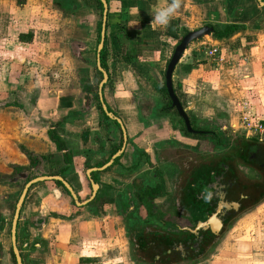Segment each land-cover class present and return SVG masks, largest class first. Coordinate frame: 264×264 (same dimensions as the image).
Returning <instances> with one entry per match:
<instances>
[{
  "label": "crops",
  "instance_id": "1",
  "mask_svg": "<svg viewBox=\"0 0 264 264\" xmlns=\"http://www.w3.org/2000/svg\"><path fill=\"white\" fill-rule=\"evenodd\" d=\"M75 2L70 10H60L52 0H28L23 5L15 0H0V42L5 44L9 36L15 41L12 54L23 49L31 63L45 58V65H34L38 71L45 70V82L42 81L43 87L39 88L38 74L37 80L32 78L31 87L37 90L32 110L25 115L11 103L3 110L8 120L0 125V181L14 184L9 165H28L19 145L35 155L56 153L46 129L52 122L59 121L56 129L60 137L66 139V147L74 153L62 178L77 200L83 201L89 190L83 166L93 168L102 163L109 156L115 139L112 128L110 136L103 129L97 81L92 71V67L95 70L101 13L94 0ZM166 2L171 0H108L103 41L108 79L101 89V99L120 120L126 136L125 147L119 165L93 172L98 189L92 207H76L64 190L51 181L33 184L27 190L19 216L27 223V236L22 244L27 254L32 253L29 258L36 255L41 264H89V259L93 260L92 251L99 252L96 243H105L107 236L101 232L104 224L109 226L108 221H117L111 201L114 190L109 186L128 183L132 178L125 171L135 165V149L143 152L154 165L155 143L185 142L179 130L173 128L176 126H172L177 122L173 113L152 116L165 101L161 94L165 67L181 31H191L208 23L218 29L226 24L242 27L227 38L208 36L190 43L184 50L173 69L171 82L185 105V112L196 117L191 111L192 104L199 108L196 101L208 93L233 99L229 101L233 103L236 124L241 115L253 121L264 119V3L260 5L257 0H182L180 9L166 26L155 24L154 9ZM77 44L82 45V50ZM210 47L219 49L223 56L221 62L211 61L204 55V49ZM23 60L16 58L15 71L8 72L4 87H13L12 96L8 94L11 99L17 93L15 87L19 85L22 68L29 71L28 62ZM81 82H87L93 94L87 114L78 118L83 96ZM93 133L103 143V153L92 141ZM169 147L171 145L166 148ZM143 165L138 168L139 172L147 171V165ZM17 196L16 189L0 182L1 246H5L3 232L11 223ZM106 208L112 209V217L107 216ZM20 257L24 264L22 255ZM101 257L102 261L109 259Z\"/></svg>",
  "mask_w": 264,
  "mask_h": 264
},
{
  "label": "flooded vegetation",
  "instance_id": "2",
  "mask_svg": "<svg viewBox=\"0 0 264 264\" xmlns=\"http://www.w3.org/2000/svg\"><path fill=\"white\" fill-rule=\"evenodd\" d=\"M195 131L192 135L209 141L185 144L181 155L176 148L156 147L161 172L149 162L147 176L125 171L132 178L113 189L112 209L138 264L203 259L235 221L264 199V143ZM25 223L21 230L27 236Z\"/></svg>",
  "mask_w": 264,
  "mask_h": 264
},
{
  "label": "rangeland",
  "instance_id": "3",
  "mask_svg": "<svg viewBox=\"0 0 264 264\" xmlns=\"http://www.w3.org/2000/svg\"><path fill=\"white\" fill-rule=\"evenodd\" d=\"M27 1L28 0H25L23 4L27 3ZM49 9L52 10V7H50ZM27 25L28 24H26V26ZM207 25H211V23H208ZM39 32H41V30H39ZM181 35L182 33H179V39ZM203 38L205 39L206 37ZM10 39L11 38H9L8 36L7 38L8 42H5V44L4 42L3 43L0 42V125H4L8 120L5 119L6 112L3 111L4 109H6L7 104L10 105L11 103L12 105L15 106V108H18V110L20 112L22 111L25 115H26V111L30 112L32 110L33 103L35 101V98L37 97V90L34 91L32 89L33 87L31 83L32 78H36L37 80L36 75L38 74L40 81L38 83L39 88L43 87V85L41 86L42 81L45 82V70L38 71V68H35V66L38 67V64L45 65V58L40 57L38 60H36L37 62L34 61L33 63H31L26 59L29 56L24 54V51H22L23 49H18L16 51V54H12L14 51L13 43L15 41H13V39L12 40ZM78 45L79 48L82 50V45L77 44L76 46ZM93 47L91 50L92 52L94 49ZM80 49H77V52H80L81 51ZM16 58L18 61H20V59H24L23 60L24 62L27 61L30 72L22 68L21 72L19 73V81H18L19 85L15 87L17 93L15 94L14 98L11 99V97H9L8 94L11 95V88L13 87L12 86L9 87V85H7L6 87L4 86L6 85L8 72L15 71L14 65H17L15 63ZM8 65L9 66L12 65L11 68H8ZM33 71L35 72L33 73ZM92 71L95 74L94 67H92ZM203 95H204L203 98L200 97L199 100L198 97L197 98L198 101H196V103L199 105V108L195 107L196 104L191 103L193 105V109L191 111L194 112V115L196 116L194 117L191 115L190 120L192 121L193 127L197 130L212 131L214 136H220V138L221 135H232L235 137L245 138L246 136L241 130H239L238 126L235 127L236 130H233L229 127V123L231 122L236 124L234 122L235 121L234 112H232L233 103L230 102L233 101V99H229L230 100L229 101L225 97L216 96L215 94H208V93H205ZM22 116H23L22 118L24 119L25 116L23 114ZM39 124H41L40 121ZM181 127L182 126L178 124V130L180 132V135L183 136L185 140L184 143L173 145V143L170 142L169 143L157 142L153 145V148L159 146L166 148L168 147V145H171V147L166 148L167 152H170L173 148H176L175 152L181 155L180 153H182L181 151L183 150L182 148L186 146L185 143L189 141L191 143L197 141L198 143L201 144L202 142L206 143L207 142L206 140L209 141V139L207 138L194 136L192 134L185 135L182 132ZM116 133L117 132L114 130L113 135L115 140L118 138ZM110 134L111 132H108L109 136ZM247 139H252V138H247ZM21 148L24 149L22 146L19 145L18 149L20 152H21ZM155 160H157V158L156 159L153 158L152 162L154 163L155 168L156 167L159 168L158 170L161 172L160 165L158 162L156 163ZM39 162L41 167L40 166L36 167V165H38ZM35 164H36L35 165L36 168L33 167L31 171L27 170L28 165L26 166L9 165L12 171L11 178L15 182L14 184L11 183L12 184L11 185L8 183L9 181H3V183L2 181H0L1 184H8L9 186H12L14 189H16V192L18 194L19 191L22 189L23 185L25 184L26 180L28 179L30 180L34 176L36 177V176L45 175V165L43 164V162L39 160H35ZM144 166L145 165H143L141 168H143ZM12 167H17L19 170H14V168ZM140 170L137 169L136 171H133L134 173H132V175H135L134 177L136 178H140V177L142 178L147 176L148 171L143 170L144 172H139ZM151 182L154 184L153 180ZM124 185L125 184L123 183L117 182V183H112L109 187L111 189L114 188L121 189ZM89 195H90V189L88 190V192H86L85 197L87 198ZM110 209L106 208L108 217L113 216V211L112 209L111 210ZM115 214L116 213L114 211V215ZM18 218L19 220L16 225L17 227L15 232L16 233L15 241H16V247L18 253L19 252L22 253L21 255L22 258L24 259L23 262L24 264H41L42 262L37 259L36 255H34L32 259L29 258V255L32 253L27 254L25 252L27 251V249L26 246L24 247L22 244L25 238L21 230L22 221L20 219V216ZM115 218L117 219V215ZM108 223H109L108 225L110 226V228L112 227V229H109V226H105L106 224H104V228L101 232L103 236H107L105 239V243L100 241L96 243L95 246L97 247L96 249H99V252H96L94 250L92 251L91 258L93 260L89 259L90 260L89 264H102L103 262L106 264H138L137 261L136 262L133 261L132 252L129 251V245H127V239L125 237V233L123 231L121 221L120 220L118 221V219L116 221L114 219L111 220V222L108 221ZM9 225L10 224L8 223L6 230L3 232L4 233L3 235L5 237V246L0 245V264H14V259L11 254L10 243H9V229H10ZM16 236L18 241L16 239ZM104 250H108V251L103 252ZM99 254L103 257L107 256L109 259L102 261V257L97 256ZM191 264H264V199L254 209H252L250 212L246 213L245 215H242L237 221H235L226 230L225 234L222 235L219 242L211 249V251L206 255V257Z\"/></svg>",
  "mask_w": 264,
  "mask_h": 264
},
{
  "label": "trees",
  "instance_id": "4",
  "mask_svg": "<svg viewBox=\"0 0 264 264\" xmlns=\"http://www.w3.org/2000/svg\"><path fill=\"white\" fill-rule=\"evenodd\" d=\"M24 1L25 0H15V2L19 5H22L24 3ZM104 1L107 5L108 0H104ZM94 2L97 4V6L100 10V13H101L102 8H101V4H100L99 0H94ZM260 2L264 3V0H260ZM52 3L56 8H58L60 10H64V9L70 10L73 6L76 5L75 0H52ZM61 12L63 13V11H61ZM208 26L212 27V33L210 36L214 39L227 38V37L231 36L232 34H234L235 32H237L238 30H241V28H242L240 25H236V24H226L222 29H218V28L213 27L211 25H208ZM186 32H187L186 30L181 31L182 35L185 34ZM98 40H99V32L97 34L96 44L98 43ZM99 65L106 72L107 79H108V72H107V68L105 65L104 44H103L102 49L99 53ZM95 76H96V81L98 83L101 80V75L96 70V68H95ZM80 85H81V91L84 93V105L81 106L80 111H78V114H77L78 118H82L84 115L87 114V111H88L90 104L92 102L91 95L93 94V89L90 87V85L87 82H81ZM172 90H173V93L175 94L176 98L178 99L181 107L184 109L185 106L183 105V102L180 101L178 96L176 95L175 89L172 88ZM161 94L163 95V98L165 99V101L160 107H158L156 110H154L152 116H154L156 118L165 112L173 113L177 117L176 125H174V124L172 125V126H176V127H173V128L178 129V124H180L182 126L181 127L182 132L185 135H188V133L184 129V126H183L181 119L177 116L175 110L170 108V102H169V99L167 98L164 85L161 87ZM98 107H99V110L101 111L99 105H98ZM106 110L108 112L112 113L107 107H106ZM185 114L188 118L191 129L195 130V128L193 127L192 121L190 120L191 116L188 115L186 112H185ZM112 115L115 116L113 113H112ZM101 116H102L103 129L108 134V132H111V131H109V129L112 128L113 130H115L117 132L116 134H117L118 138L114 141V144L111 146L109 156L107 158H105L102 163H98V164L94 165L93 168H99L104 163H106L108 161L109 157L111 155H113L120 148L121 142H122L121 132L119 130L118 125L114 121L109 120L102 113V111H101ZM58 123H59V121L52 122L51 125L47 126V129H46L47 130V136H48L49 140L55 145L56 153L54 155H46V156L35 155V154L29 153V152H27L21 148V152L23 153V155L28 160L27 170L31 171L33 169V167H35V165H36L35 160H39V161L43 162L44 165L48 164L47 167L45 166V176H59L62 178V174L69 167L74 153L66 147V145H65L66 139H62L60 137V133L56 129ZM92 141L94 142V144L97 145L99 151L101 153H103V143L100 141V138L97 134H95V133L92 134ZM135 153H136L135 165H132L131 167L126 169L127 172L136 171L142 164L149 163L147 156L143 152L135 149ZM120 156L113 160L111 167L119 165L118 160H119ZM37 166H40V162L38 165H36V167ZM12 168H14V170H19L17 167H12ZM89 168H92V167H90L88 165L83 166L84 170H87ZM90 179L94 183L98 184L95 173H90ZM28 180H26V181H28ZM26 181H25V183H26ZM53 183L55 186L63 189V187L61 186V184L59 182L55 181ZM20 191H19V193H20ZM64 192L66 193L65 190H64ZM19 193H18V195H19ZM151 198H153V197H151ZM92 205H93V200L91 202H89L88 204H86L87 207H92Z\"/></svg>",
  "mask_w": 264,
  "mask_h": 264
},
{
  "label": "water",
  "instance_id": "5",
  "mask_svg": "<svg viewBox=\"0 0 264 264\" xmlns=\"http://www.w3.org/2000/svg\"><path fill=\"white\" fill-rule=\"evenodd\" d=\"M257 1L260 5L263 4L260 2V0H257ZM99 2L101 4L102 9H101V21H100V29H99V40H98V43H97L96 48H95V68L100 73L101 80L97 84V97H98V101H99V105H100V109H101L102 113L109 120L114 121L120 129L121 139H122L121 146L113 155H111L109 157L108 161L106 163H104L101 167L89 168L85 171V177L89 183L90 195L88 196L87 199H85L83 201L77 200V197L74 194L71 187L68 185L67 182H65L64 179H62L59 176H45V175L36 176V177L28 180L23 185V187H22V189L18 195V198L15 202L13 215H12V219H11V223H10V244H11V251H12V254H13L14 259H15V264H22L18 250H17V247H16L15 232H16L17 220L19 217V211H20L21 205L23 203V200L25 198V195H26L29 187L33 184L43 182V181H51V182L57 181L61 184V186L66 191V193L68 194V196L70 197V199L72 200L73 204L76 207L85 206L87 203H89L91 200H93V198L95 197V194L97 193V189H98V184L94 183L90 179V173L103 171V170L109 168L112 165L113 160L121 155V153L123 152V149L125 147L126 136H125V131L121 125V122L117 117L113 116L112 113H110L106 110V107L103 104L102 99H101V89H102L103 85L107 82V74L99 65V53H100L102 46H103L104 30H105V16H106L107 8H106V3L104 0H99ZM211 33H212V27H210L208 25H203L197 29L187 31L185 34H183L180 37L177 44L173 48L172 53H171L169 60L166 64V67H165L164 88H165L167 98L169 99V102H170V108L175 110L177 116L181 119V121L183 123L185 131L188 134H195L197 132L195 130L191 129L188 118L185 114V110L181 107L178 99L176 98L175 94L173 93L171 76H172V72H173L175 65L177 64L178 60L180 59L182 53L187 48V46L194 41H198V40L202 39L203 37L210 36ZM80 98H81V106H83L84 105V93H83V96L81 95Z\"/></svg>",
  "mask_w": 264,
  "mask_h": 264
},
{
  "label": "built area",
  "instance_id": "6",
  "mask_svg": "<svg viewBox=\"0 0 264 264\" xmlns=\"http://www.w3.org/2000/svg\"><path fill=\"white\" fill-rule=\"evenodd\" d=\"M204 55L211 61H222L223 56H220L218 48L210 47L204 52ZM238 126L247 138H252L258 142L264 143V119L253 121L246 115H241L237 124H230L229 127L236 130L235 127ZM245 137V138H246Z\"/></svg>",
  "mask_w": 264,
  "mask_h": 264
},
{
  "label": "clouds",
  "instance_id": "7",
  "mask_svg": "<svg viewBox=\"0 0 264 264\" xmlns=\"http://www.w3.org/2000/svg\"><path fill=\"white\" fill-rule=\"evenodd\" d=\"M182 0H171L164 6H158L154 9V23L166 26L172 16H174L181 7Z\"/></svg>",
  "mask_w": 264,
  "mask_h": 264
}]
</instances>
